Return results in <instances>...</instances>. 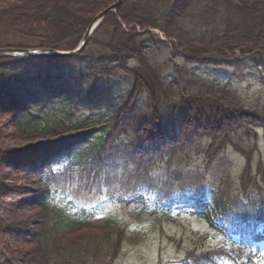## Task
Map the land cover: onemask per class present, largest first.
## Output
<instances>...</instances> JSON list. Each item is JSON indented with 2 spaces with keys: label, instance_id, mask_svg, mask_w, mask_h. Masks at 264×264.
Segmentation results:
<instances>
[{
  "label": "rangeland",
  "instance_id": "rangeland-1",
  "mask_svg": "<svg viewBox=\"0 0 264 264\" xmlns=\"http://www.w3.org/2000/svg\"><path fill=\"white\" fill-rule=\"evenodd\" d=\"M17 1L0 0V15L13 17L12 6ZM106 3L107 0H93L86 6L73 5L71 15L66 14L63 21L65 25L59 27L50 25V20L41 28L16 29L15 24V28L0 30V46H34L42 37L58 38V45H66L74 37L72 31L66 30L72 27L73 14L82 19ZM140 7L150 8L148 4ZM205 8L206 4L198 0L185 9L184 21L179 23L187 25L185 30L191 37L196 36L192 28L199 27L195 22L203 20L204 24L212 19L203 14ZM140 15L143 14L138 11ZM228 29L232 37L238 38L232 41L240 46L251 48V40L258 38L257 33L246 35L236 29L234 34V29ZM109 31V26H103L83 57L86 80L95 81L84 89H96L99 97L86 94L85 102H71L70 115L58 107L50 110V116L55 111L65 121L67 130L23 134L13 125L9 111L0 109V225L11 228L8 235L0 233V264H32L39 249L43 252L38 240L43 225L52 221L50 206L61 208L68 220L87 217L95 225L106 220L117 225L77 234L68 232L57 241L58 246L71 249L87 244H76L81 239L96 243H88L91 252L83 261L79 256H62L55 264H65L66 260L67 264H264V57L254 61L252 56L238 57L233 51L231 58L214 56L200 62L175 46L174 41L155 43L135 26L136 34L143 37L142 51L121 65L109 59L110 52L92 44L104 42ZM212 33L218 36L219 32ZM119 37L116 34L106 44ZM102 52L104 63L96 58ZM91 61L99 78L92 79ZM130 69L139 71L141 79L135 80ZM188 79L211 88L209 96L221 103L210 110L208 100L197 97L200 100L194 104L199 92L192 90L195 83ZM4 81L0 78V94L6 95ZM213 83L227 87L228 96H222V100ZM34 100L29 98L26 108ZM192 101L195 114L196 108L206 107L204 120L192 114L194 123H189L190 127L197 124L200 131L185 128L176 144L145 154L144 158L132 153L136 147L133 127L138 114L152 116L150 103L155 102L162 122L174 111L182 112L177 110L178 105H191ZM230 102L232 105H226ZM120 103L127 109L120 118L126 119L114 123L112 115ZM234 108L242 115H253L256 121L236 122L232 118V122L221 120L213 130L201 127L200 123L221 119L223 110ZM82 123L85 124L78 127ZM102 142L105 150L90 153L92 146ZM78 153L83 155V164L77 160ZM43 161L48 163L41 164ZM44 201L49 205L45 206ZM253 207H259L258 211L252 212ZM53 246L45 249L49 252ZM206 252L213 254L207 258ZM187 254L194 255L195 260L188 259Z\"/></svg>",
  "mask_w": 264,
  "mask_h": 264
},
{
  "label": "trees",
  "instance_id": "trees-1",
  "mask_svg": "<svg viewBox=\"0 0 264 264\" xmlns=\"http://www.w3.org/2000/svg\"><path fill=\"white\" fill-rule=\"evenodd\" d=\"M60 1L62 4H60ZM91 1L93 0H18L16 3H13L14 5L12 6L13 10H15L13 17L9 18V15L7 14L0 15V30L15 28V24L16 29L21 27L22 29L28 28L29 30L33 28H41L48 26L51 22L50 20L53 21L50 25L59 27L60 25H65L63 21L66 19V14L71 15L70 11H73V5L78 3L86 6V4ZM192 1L198 2V0H125L114 13H109L104 17L102 23L89 38L84 50L74 57L62 59L43 58L35 60L4 56L0 57V78L5 80L4 90L8 93V96H2V94H0V109L9 111L7 114L13 119V125L23 134L31 135L34 131L56 134L62 129L67 130L68 126L64 123L65 121L60 120V118L56 116L55 111L51 113L53 116H50V110L52 111L55 107H58L60 112L67 111V115H70L69 112L73 110L71 102H75L76 100H78L76 103L85 102L84 99L88 97L86 94H88L89 97L93 96V98L99 97L96 89H84V87L93 84L95 81L86 80L87 69L85 68L86 63L83 57L87 53V46L92 41L95 42V37L100 34L103 26L110 27V31L106 33V40L107 38L108 40H105L104 42L98 41L97 44L93 42L92 44L98 45V49H103L106 53L110 52L109 59L114 58L117 60L116 62L119 64L121 63V65L125 63L126 58L142 51L143 47L141 45V40L143 37L142 34H136L135 26L140 29L154 28L160 30L166 38L174 41L173 44H175V46L178 45L182 47L187 54H193V57L200 60V62L204 60L208 61L214 56H221L228 59L231 58V56H234L232 54L233 51H239L238 57L244 56V54L250 55L254 61L261 59L264 56V0H201V2L206 4L203 14L211 16L212 19H209V21L204 24L203 20L195 22V24L199 26L198 28H192L196 31L195 37H191L190 32L185 30L187 25L179 23L180 21H184L186 15L185 9ZM217 2H220V4ZM111 3L112 1L107 0V3L102 8L95 10L92 15L82 19H80L81 16L73 14L74 16L70 23L72 27L66 29L67 32L72 31V34H74L70 43L66 45H58L55 42L58 38L42 37L40 42L34 45V47H50L55 49L73 48L83 35V32L92 17ZM140 4H148L150 6L149 10L143 9L140 7ZM138 11L143 15L138 16ZM122 24H125L126 27ZM228 28L234 29L232 30L234 34L236 33V29H239L237 31L240 32L243 31L246 35L257 33L256 37L258 36V38L251 40L250 45H248L251 48L240 46L238 42L232 41L238 38L232 37ZM214 30L219 32L218 36H214V33H212V35L210 34L211 31L213 32ZM61 31L65 30L61 29ZM23 34L24 33H22V35ZM116 34H119L120 37L117 40L106 44L110 39H114ZM146 35L155 43H167L160 41L155 36H151L148 31H146ZM120 38L123 39L122 42L120 41ZM188 39H191V41L188 42ZM212 40L215 42H212ZM258 42L259 45L256 46ZM8 46L31 47L27 45ZM105 52H102L103 54L97 53L96 55L97 59H102V63L105 61L103 58ZM254 55H257L260 58L254 57ZM91 64L93 66L91 67V70L94 72V77L92 79L99 78L100 76L98 75V72L94 69V62L91 61ZM51 66L53 68L56 67L55 72H53ZM120 67L122 68L123 66ZM33 69H38V71L35 74H31L30 71ZM130 71L135 80L137 78L141 79L139 71L131 69ZM106 78L108 79V77ZM188 81L195 83L193 84L192 90L196 89L199 92V95L193 100L194 104H197L200 100L196 99L197 97L207 99V102H209L207 108L210 110L213 105L217 106L221 103L216 97L209 96V93L212 92L211 88H206L200 83L196 85V82L189 79ZM213 87H216L217 91L221 93V97L228 96L227 92H230L225 86L223 87L214 84ZM149 89L152 88L149 87ZM77 93H81L82 95H77ZM29 98L37 100H34L35 102L26 108L25 105ZM234 99L237 101L236 98ZM193 101L191 105L177 106V110H180L183 113L185 112V115H181L182 112L174 111V114L170 115L166 120L163 119L164 121L162 122L158 120V108L156 107L155 102L150 103L148 107L151 109L149 111L152 116L149 115L150 118H147V116L138 114L136 120L137 124L133 127V134L135 136L134 146L136 147L132 149V153L134 152V154L144 158L143 156H145V154H147V156L150 153L155 154L156 152L163 150L166 146H170L174 143L176 144V141L178 142L183 137L185 128L200 131L197 124H192L193 126L191 127L189 126V123H194L191 121L193 120L192 114H195L193 112ZM1 105L5 106V108ZM226 105L232 104L230 102ZM236 106L239 105L235 104V107ZM182 107H184V109ZM205 108L206 107L196 108V118L204 120ZM118 110L120 111L118 112ZM122 111H127V109L122 108V104L120 103L113 114L114 116L112 115V122L115 123L120 121L123 123L126 118L124 120L122 117L120 118V115H124ZM223 111L225 115L220 116L221 119L216 118L207 123L204 122V125L199 122L201 127H204V130H206V128L213 130L220 126L221 120L232 122V118L236 122L244 119H248L249 122L256 121L253 115H242L235 108L230 111L228 110V112H225V110ZM126 117H128V115ZM68 119L71 120V118ZM49 120H53V123H49ZM40 122L43 124L41 125ZM262 123L264 125L263 121ZM84 124H78V127H81ZM113 128L114 125L110 130L114 131ZM118 128L119 126L115 130V133L119 131ZM106 142L107 141L104 143ZM97 145V147L92 146L93 148L90 150V153H99L100 151L105 150L103 142ZM82 156V153L76 154L77 160L80 164L84 161L82 160ZM44 189L46 192L48 191L46 184ZM44 204L46 206L45 202ZM51 211H53V216H51L52 221L43 225L44 230L38 240V244L41 248L43 247L44 250L41 253V250L39 249V254L33 260L32 264H55L60 261L62 256H65L66 258L79 256V261L81 262L91 252L88 243L92 242L95 244L96 241L88 239L77 240L75 241L76 244L82 241L87 244L77 245L71 249L63 248L62 244L58 246L57 241L62 240L63 237L71 231L72 233H76L77 231H79L77 233H82L85 229L103 230L106 227H108V229L112 228V225L117 226L114 222L109 221L95 225L86 220H68L62 210L54 207ZM0 230V233L5 235L11 233L9 225H0ZM107 231L105 233H107ZM116 235L119 234L116 233ZM76 237L82 238V236ZM77 238L72 237L73 240H76ZM52 244H54V246L52 247V250L48 252L45 248ZM41 255L43 258H40ZM64 263L67 264L68 261L66 260ZM69 263L73 262L69 261Z\"/></svg>",
  "mask_w": 264,
  "mask_h": 264
},
{
  "label": "water",
  "instance_id": "water-1",
  "mask_svg": "<svg viewBox=\"0 0 264 264\" xmlns=\"http://www.w3.org/2000/svg\"><path fill=\"white\" fill-rule=\"evenodd\" d=\"M124 0H116L112 4L108 5L106 8L98 12L93 18L91 19L90 23L88 24L85 32L82 36L80 43L71 51L62 52L55 49H23V48H10L4 47L0 48V56L2 55H10V56H71L79 53L86 41L88 40L90 34L95 30V28L101 23L102 19L106 14L109 12L114 11L117 9L120 4Z\"/></svg>",
  "mask_w": 264,
  "mask_h": 264
},
{
  "label": "bare ground",
  "instance_id": "bare-ground-1",
  "mask_svg": "<svg viewBox=\"0 0 264 264\" xmlns=\"http://www.w3.org/2000/svg\"><path fill=\"white\" fill-rule=\"evenodd\" d=\"M37 71H38V69H33V70L30 71V73H31V74H35ZM48 74H50V73H48ZM2 96H8V93H6V95H3V94H2ZM49 153H50V152H49Z\"/></svg>",
  "mask_w": 264,
  "mask_h": 264
}]
</instances>
